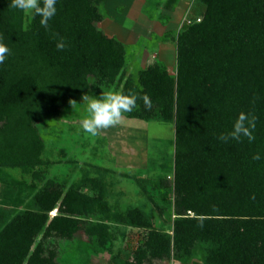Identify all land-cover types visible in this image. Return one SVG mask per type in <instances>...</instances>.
I'll use <instances>...</instances> for the list:
<instances>
[{
    "label": "trees",
    "instance_id": "obj_1",
    "mask_svg": "<svg viewBox=\"0 0 264 264\" xmlns=\"http://www.w3.org/2000/svg\"><path fill=\"white\" fill-rule=\"evenodd\" d=\"M99 1L57 0L45 27L39 16L26 24L24 11L0 0V42L10 49L0 63V169L41 164L37 124L80 92H92L89 76L115 82L123 73L122 44L97 26ZM200 1L206 5L203 20L178 35L177 78L156 64L137 82L128 78L122 92L137 96L132 115L175 124L166 200L176 215L173 237L152 228L139 208L119 215L127 226L151 227L133 261L123 264L172 256L183 261L199 243L207 244L203 264H264V0ZM61 38L66 47L58 49ZM242 111L255 116L254 139L219 140ZM61 196L47 185L35 197L39 211L7 222L0 231V264H59L54 247L47 249L37 237ZM59 205L67 211V196ZM85 224L57 214L42 239L71 237ZM98 237L102 245L110 240L105 232Z\"/></svg>",
    "mask_w": 264,
    "mask_h": 264
},
{
    "label": "rangeland",
    "instance_id": "obj_2",
    "mask_svg": "<svg viewBox=\"0 0 264 264\" xmlns=\"http://www.w3.org/2000/svg\"><path fill=\"white\" fill-rule=\"evenodd\" d=\"M97 8L102 16L99 29L124 48L123 73L115 82L89 76L88 84L96 86L92 92H80L58 113L37 124L44 146L41 164L30 170L0 169V231L17 214L39 211L35 197L41 188L53 185L61 191V199L37 237L47 249L54 247L59 264L133 261L151 227L173 237L176 215L166 196L174 174V122L126 112L120 122L93 135L81 127L82 119L90 115L84 96L103 99L110 93H122L128 78L137 82L141 72L156 64L177 78L178 35L185 26L200 23L206 11L200 0H100ZM32 18L25 13L26 24ZM66 196L69 206L64 211L66 207L59 204ZM129 208H139L152 226L121 223L118 216ZM57 214L86 224L71 237L47 235L42 239ZM189 215L194 213L189 211ZM104 232L110 240L102 245L98 236ZM206 245L199 243L196 252L183 261L172 256L145 259L142 264H203Z\"/></svg>",
    "mask_w": 264,
    "mask_h": 264
},
{
    "label": "clouds",
    "instance_id": "obj_3",
    "mask_svg": "<svg viewBox=\"0 0 264 264\" xmlns=\"http://www.w3.org/2000/svg\"><path fill=\"white\" fill-rule=\"evenodd\" d=\"M57 0H12L13 7H16L26 14L39 16L40 24L47 26L49 20L56 14ZM56 47L63 49L66 44L61 38L57 41ZM10 49L6 44L0 42V63L6 59V54ZM84 100L88 101L89 116L81 121V127L88 133L93 135L102 128H107L121 121L123 114L131 112L136 104L137 96L135 94L110 93L103 99H89L84 96ZM143 101L146 107L151 106L150 97L145 94ZM255 128V116L247 112H240L234 119L229 130L219 134L218 139L228 141L230 139L240 140L247 137L249 141L254 139L253 129ZM260 154L253 155V159L259 160Z\"/></svg>",
    "mask_w": 264,
    "mask_h": 264
}]
</instances>
